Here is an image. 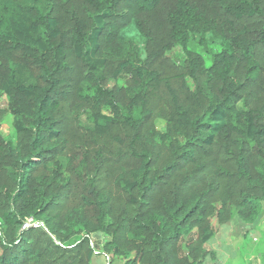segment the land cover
I'll return each mask as SVG.
<instances>
[{
  "label": "trees",
  "instance_id": "obj_1",
  "mask_svg": "<svg viewBox=\"0 0 264 264\" xmlns=\"http://www.w3.org/2000/svg\"><path fill=\"white\" fill-rule=\"evenodd\" d=\"M0 91V264H204L261 218L264 0H0Z\"/></svg>",
  "mask_w": 264,
  "mask_h": 264
},
{
  "label": "rangeland",
  "instance_id": "obj_2",
  "mask_svg": "<svg viewBox=\"0 0 264 264\" xmlns=\"http://www.w3.org/2000/svg\"><path fill=\"white\" fill-rule=\"evenodd\" d=\"M123 35L134 41L140 52L143 53V38L133 27L126 29ZM188 48L199 53L204 58L206 65L211 63V55L197 42H189ZM207 49L213 53L218 52L220 50L219 40L210 36ZM168 54L179 62L184 57L181 48L178 46L174 47ZM6 105L7 99L3 92L0 91V107H6ZM11 123L12 116L7 114L2 122L1 131L7 139L14 140V130ZM106 238V236H102L100 239L103 241ZM93 240L96 241L95 235H93ZM205 246L216 252V260L219 262L231 261V259L235 258H242L244 261L246 257L249 258L248 256H250L251 264H264V205L261 218L256 224H244L239 218L234 216L231 222L216 228L215 235L205 243ZM107 261L108 258L106 256L96 254L92 257L90 264H106ZM207 262L210 264L209 257ZM112 264H121V260L116 259Z\"/></svg>",
  "mask_w": 264,
  "mask_h": 264
},
{
  "label": "crops",
  "instance_id": "obj_3",
  "mask_svg": "<svg viewBox=\"0 0 264 264\" xmlns=\"http://www.w3.org/2000/svg\"><path fill=\"white\" fill-rule=\"evenodd\" d=\"M207 249H209V248H207ZM209 250H211V254H209L207 256V258L204 261V264H209L207 262L208 257L210 258V264H251L250 263V256H248L249 254L247 255L249 258L246 257L244 259V261L242 260V258H235V259H231V261L219 262L216 260V252H214V250H212V249H209ZM102 255H104V254H102ZM107 258L109 259V256H107ZM116 259L121 260V264H123V260L121 258H114V260H112V262L108 263V261H107L106 264H112ZM257 264H260V263H257Z\"/></svg>",
  "mask_w": 264,
  "mask_h": 264
},
{
  "label": "built area",
  "instance_id": "obj_4",
  "mask_svg": "<svg viewBox=\"0 0 264 264\" xmlns=\"http://www.w3.org/2000/svg\"><path fill=\"white\" fill-rule=\"evenodd\" d=\"M33 219L32 218H29L27 219V221L24 223L23 227H28L30 226L31 224H33Z\"/></svg>",
  "mask_w": 264,
  "mask_h": 264
}]
</instances>
